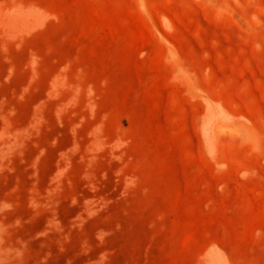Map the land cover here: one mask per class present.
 <instances>
[{
    "label": "rangeland",
    "instance_id": "1",
    "mask_svg": "<svg viewBox=\"0 0 264 264\" xmlns=\"http://www.w3.org/2000/svg\"><path fill=\"white\" fill-rule=\"evenodd\" d=\"M0 264H264V0H0Z\"/></svg>",
    "mask_w": 264,
    "mask_h": 264
}]
</instances>
